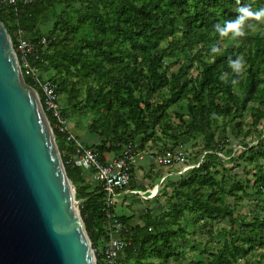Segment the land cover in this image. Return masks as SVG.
<instances>
[{"label":"trees","instance_id":"16d2710c","mask_svg":"<svg viewBox=\"0 0 264 264\" xmlns=\"http://www.w3.org/2000/svg\"><path fill=\"white\" fill-rule=\"evenodd\" d=\"M242 5L257 10L264 0L0 3V19L14 45L22 30L35 45L29 60L39 77L56 85L62 113L95 140L85 143L70 126L69 131L101 160L122 155L131 143L143 153L197 147V152L183 148L198 166L169 180L152 199L137 197L141 211L122 201L132 213L119 215L117 202L108 204L96 171L71 160L76 142L56 128L46 111L75 197L85 199L80 212L98 260L116 219L126 229L119 234L132 239L121 254L125 264H264V127L259 128L264 120V23L249 21L254 28L246 26L247 34L237 40L221 37L214 28L234 20ZM238 56L246 61L242 77L229 66V59ZM225 73L227 82L221 79ZM25 77L44 102L35 77ZM233 78L238 85L231 84ZM248 115L252 128L246 126ZM253 131L256 143L243 141L237 157L250 156L253 166L252 178L242 180L226 168L221 152L231 132L248 136ZM244 173L250 174L245 167ZM247 198L253 216L240 215L238 206L245 207Z\"/></svg>","mask_w":264,"mask_h":264},{"label":"water","instance_id":"95a60500","mask_svg":"<svg viewBox=\"0 0 264 264\" xmlns=\"http://www.w3.org/2000/svg\"><path fill=\"white\" fill-rule=\"evenodd\" d=\"M84 201L0 19V264H96Z\"/></svg>","mask_w":264,"mask_h":264},{"label":"built area","instance_id":"2783aa9c","mask_svg":"<svg viewBox=\"0 0 264 264\" xmlns=\"http://www.w3.org/2000/svg\"><path fill=\"white\" fill-rule=\"evenodd\" d=\"M0 3L15 4L16 0H0ZM18 37L15 49L19 57L24 75L34 76L39 86L43 91L42 105L45 111H49L55 119V126L64 133H68V139L76 142V154L71 160L78 166L91 168L96 171L97 179L105 184L108 192V204L114 203L116 196L120 191L125 193H136L137 190L130 189V182L133 175L132 164L137 156H141L143 152L137 150V145L129 144L123 151L122 155L109 157L107 161L101 160L97 153L90 147L85 146L81 141L77 140L75 135L69 131L68 119L64 116L61 110V105L58 100L56 85L39 77L37 67H34L29 60V56L36 52L35 45L23 37V31L16 33ZM42 44H46V40H42ZM40 95V94H39ZM41 99V97H40ZM157 148H149L147 153L153 157L161 166L181 165L180 174L188 171L192 167L198 166L200 162H190L187 155L188 152L183 147L174 149L159 150ZM167 175L162 177V180ZM119 192V193H118ZM110 219L114 215H109ZM109 239L105 247L98 252L99 260L96 256V264H125L121 259V254L131 244L132 239L126 235L119 234L120 231L126 230L124 226L116 219L110 224Z\"/></svg>","mask_w":264,"mask_h":264},{"label":"rangeland","instance_id":"374dc122","mask_svg":"<svg viewBox=\"0 0 264 264\" xmlns=\"http://www.w3.org/2000/svg\"><path fill=\"white\" fill-rule=\"evenodd\" d=\"M75 119H77V118H75ZM77 121H78V119H77ZM246 122H247L246 126L251 127L250 122H252V118L250 115L247 116ZM68 124L70 126V129L74 130V132L79 135V138L83 142L90 143V144H92L94 142L95 138H91V136L89 134H86L87 133L86 129H84L83 127H81V128L75 127L74 128V121H72V116H69ZM262 127H264V120H263L262 124L259 125V128H262ZM230 129H232V126ZM230 137H231L230 144H228L226 146V148L221 152V155L223 156V158H221L222 162L226 165V168L229 171H231L232 173L237 172L239 177L242 180L252 178L253 166L248 165L249 161H250V156H245L244 159L237 158V157L242 154L241 150L244 147L243 141L249 143L250 145L256 143V141H257L256 132L253 131L248 136H243V135L234 136V134L231 132ZM184 146H186V148L190 149L191 151L193 149L194 151L197 152V147L191 146L189 144H187V145L183 144V147ZM235 159H236V161H235ZM238 163H240V165H242L241 168H239L237 166ZM134 165L135 166H134V170H133V178L132 179H133V184H135V186H132V188L139 189V191H140L139 193H141V192L143 193V190L141 189L140 184L143 182L148 183L147 180L149 181V179L145 176V173H149V171L144 172L146 169H148V166L153 167L154 172H158V176H160V178H158L157 181H154V182L158 185L160 183L161 184L160 188L163 187L169 180H176L180 174L179 170H181V165H179V164L174 165V166H159L152 161L151 157L147 153H143L142 157L140 155L137 156L134 160ZM244 167L246 168V170H248L250 172L249 175H246L244 173ZM168 172H171V173H168ZM163 173H165L167 175L166 176L167 179L163 180V182H162L161 180H162V177L164 175L161 176V174H163ZM183 173H187V171H185ZM227 182H229V181L227 180ZM156 189L158 192L159 187H155V190ZM155 190L143 193L148 198H146L144 196H141V197L138 195H136V196L143 198V199H150L151 197H153L157 193ZM123 197H124V194H120V195L116 196L118 203L123 204L122 203ZM228 198H229V201H232L231 196H228ZM137 199H138V201H137ZM137 199L135 198L134 200H132L128 204H131L133 210H140L141 211L144 208V205L142 203H140L141 199H139V198H137ZM244 202L246 203L245 207L238 206V209L240 211V215L247 214V215L253 216V213L251 211H249V206L247 205L249 203V199L247 198ZM151 205H152V203H151ZM117 213L119 215H121V214H131L132 212H131V209H128V207L124 208V206L119 205L117 208ZM219 224L225 225L227 223L223 219H219ZM191 253H193V250L191 249V245H189V247L187 249V254H191Z\"/></svg>","mask_w":264,"mask_h":264},{"label":"clouds","instance_id":"9594fccd","mask_svg":"<svg viewBox=\"0 0 264 264\" xmlns=\"http://www.w3.org/2000/svg\"><path fill=\"white\" fill-rule=\"evenodd\" d=\"M238 15L234 20L225 21L223 24L216 23L214 25L215 31L219 33L221 37H231L233 40L244 37L247 28H254L252 23L249 21H255L258 23H264V7L257 10H253L249 5H242L237 9ZM213 52H217V48L212 49ZM229 66L232 69L236 77H242L246 72V61L243 56H238L236 59H229ZM222 80L227 82V74L221 76ZM239 79L233 78L231 84L233 86L238 85Z\"/></svg>","mask_w":264,"mask_h":264},{"label":"crops","instance_id":"0c3cea01","mask_svg":"<svg viewBox=\"0 0 264 264\" xmlns=\"http://www.w3.org/2000/svg\"><path fill=\"white\" fill-rule=\"evenodd\" d=\"M110 157V156H109ZM151 157V156H150ZM151 159H152V161L155 163V161H154V159L151 157ZM135 166V165H134ZM149 171V173H145V176L149 179V181L147 180V182L148 183H139L140 185H142L143 186V193L144 192H149V191H153V190H155V187H159L160 188V183H159V185L158 184H156L154 181H157V179L158 178H160V176H158V172H154V170H153V167H151V166H148V169H146L144 172H148ZM172 171V170H171ZM162 175H166L165 173H163V174H161V176ZM133 190H135V188H133ZM159 190V189H158ZM156 192H157V189L155 190ZM154 191V192H155ZM140 191L138 190V192H136V193H138L139 195H140V197L141 196H144V197H146V198H148L146 195H144L142 192L141 193H139ZM153 192V193H154ZM158 193V192H157ZM157 193L155 194V195H157ZM120 194H124V197H123V199H122V201L123 202H125V204H128L129 202H131L132 200H134L135 198H137V196L136 195H133L132 193H125V191H120ZM119 194V195H120ZM154 195V196H155ZM153 196V197H154ZM153 197H151L150 199H152ZM115 202H117V206H119L120 205V203H118V201H117V199L115 200Z\"/></svg>","mask_w":264,"mask_h":264}]
</instances>
